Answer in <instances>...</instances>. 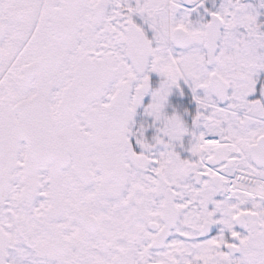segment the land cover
I'll return each mask as SVG.
<instances>
[{
	"label": "snow or ice",
	"instance_id": "obj_1",
	"mask_svg": "<svg viewBox=\"0 0 264 264\" xmlns=\"http://www.w3.org/2000/svg\"><path fill=\"white\" fill-rule=\"evenodd\" d=\"M0 264H264V0H0Z\"/></svg>",
	"mask_w": 264,
	"mask_h": 264
}]
</instances>
